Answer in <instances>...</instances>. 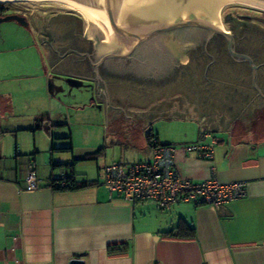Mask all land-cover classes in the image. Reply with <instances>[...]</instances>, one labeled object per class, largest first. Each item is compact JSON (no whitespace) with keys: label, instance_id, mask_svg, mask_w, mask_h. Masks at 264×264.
<instances>
[{"label":"crops","instance_id":"crops-1","mask_svg":"<svg viewBox=\"0 0 264 264\" xmlns=\"http://www.w3.org/2000/svg\"><path fill=\"white\" fill-rule=\"evenodd\" d=\"M171 117L173 132L163 137L149 121L145 129L150 127L160 142L177 146L196 142L203 129L217 140L211 160L177 149L179 174L196 182H243V198L218 209L178 203L159 210L151 202L132 204L110 194L100 178L104 163L96 172L77 171V162L93 149L85 146L76 153L71 135L66 146L57 147L49 134V161L40 158L35 141L27 149L15 142L9 153L0 146V264H69L73 258L84 264H264V129L259 127L264 121L258 118L249 130L243 118L234 116L225 128L183 111ZM145 129L137 139L120 136L143 151L142 160L151 157ZM67 147L72 150L60 152L71 156L58 160L52 148ZM70 163L72 167L60 166ZM30 168L37 174L38 190H25ZM69 171L77 181L97 183L76 190L50 187L51 180ZM178 226L192 227L194 234H164ZM120 244L126 250L109 253L108 246Z\"/></svg>","mask_w":264,"mask_h":264},{"label":"rangeland","instance_id":"rangeland-1","mask_svg":"<svg viewBox=\"0 0 264 264\" xmlns=\"http://www.w3.org/2000/svg\"><path fill=\"white\" fill-rule=\"evenodd\" d=\"M0 4L7 11L23 14L29 24L25 28L15 21L0 23V146L3 153L13 150L15 142L20 149H27L35 141L40 158L49 161V134L54 135L57 147L66 146L67 137L71 135L76 153L85 146L91 147L93 151L104 147L103 153L96 160L77 162V171L90 173L97 171L98 164L144 159L143 151L137 146H130V139H137L148 121L153 131L163 137L174 127L170 119L178 111L201 117L215 125L224 123V128L227 119L231 122L233 116L243 118L245 127L250 129L258 118L264 121V107L230 104L226 98L228 93L222 90L221 84L214 85V88L210 86L212 92H209L203 87L204 80L193 73L185 78L171 76L170 82L166 81L160 87H142L137 82L138 85H125L119 92L115 90L110 106L124 110L125 116L131 117L139 112L150 115L164 113L145 121H135L132 117L131 120L125 119L120 109L109 107L106 92L103 97L100 95L105 102L104 109L86 79L77 80L50 69L45 47L41 43V40L47 38L46 33L57 38L73 33L86 38L95 37V28L80 14L57 1H14ZM201 13L205 21L226 31L238 20L249 25L254 24V16L264 20V10L242 3L225 4L216 11L202 8ZM195 46L191 42L186 48ZM180 52L175 51L174 58L186 63L187 58L178 57ZM149 63L148 67L142 69L144 75H147V70L160 68L162 64L153 60ZM221 80L227 78L222 77ZM229 105L233 106L232 109H228ZM37 125H41V128L33 130ZM259 127L264 129L262 125ZM124 134L130 139L120 137ZM54 156L64 160L71 155L56 151Z\"/></svg>","mask_w":264,"mask_h":264},{"label":"flooded vegetation","instance_id":"flooded-vegetation-1","mask_svg":"<svg viewBox=\"0 0 264 264\" xmlns=\"http://www.w3.org/2000/svg\"><path fill=\"white\" fill-rule=\"evenodd\" d=\"M7 14L15 13L4 7L2 16ZM18 15L24 16L21 13ZM254 18V24L238 20L226 32L232 37L231 50L249 57L255 69L247 60L230 53L226 37L200 28L182 29L183 32L178 36L180 40L192 41L196 45L191 49L184 48L179 53L178 57L187 58L186 63L179 62L178 58L166 51L164 40L167 36L141 44L126 57L119 56V50L99 55L94 40L78 33L58 38L46 33L47 38L41 40V43L45 47L50 69L77 80L86 79L101 104L105 103L101 99L104 92L108 93L109 99L106 102L111 105L115 90L119 92L125 85L138 82L142 87H160L166 81L170 82L171 76L185 78L193 73L204 80L203 87L209 92H212L214 85L221 84L222 90L228 93L226 98L230 104L259 108L264 107V20L260 16ZM28 27L29 24L25 28ZM97 39L98 45L105 42L103 35ZM155 56L163 61L160 68L147 70V75H144L142 69L148 67ZM222 77L227 80L222 81ZM231 108L229 105L228 109ZM146 113L139 112L132 116V120L145 121L164 115L162 112L154 115Z\"/></svg>","mask_w":264,"mask_h":264},{"label":"built area","instance_id":"built-area-1","mask_svg":"<svg viewBox=\"0 0 264 264\" xmlns=\"http://www.w3.org/2000/svg\"><path fill=\"white\" fill-rule=\"evenodd\" d=\"M216 143L213 134L204 129L196 142L178 146L161 143L153 138L149 159L104 165L101 168V183L110 194L115 193L132 204L151 202L159 210H168L174 204L193 203L218 209L243 198L244 183H220L216 178L196 182L182 177L175 168L174 160L177 149L194 153L200 159L211 160ZM39 188L37 174L30 168L25 190Z\"/></svg>","mask_w":264,"mask_h":264},{"label":"water","instance_id":"water-1","mask_svg":"<svg viewBox=\"0 0 264 264\" xmlns=\"http://www.w3.org/2000/svg\"><path fill=\"white\" fill-rule=\"evenodd\" d=\"M24 0H0L8 3ZM82 5L97 9L91 16L98 22L95 27L96 35L93 38L97 54L120 51L119 56H129L141 44L155 41L167 36L164 40L165 49L174 56L175 51H182L192 41L180 40L178 36L182 29L200 28L211 34H218L228 39L231 54L241 57L255 69L251 59L236 54L231 50V35L226 30L203 19L202 8L206 4L214 5L218 0H73ZM264 7V0H246ZM15 21L23 27L28 26L24 16L7 14L0 16V23ZM180 30V31H179ZM186 31V30H185ZM188 31V30H187ZM102 33V34H101ZM103 35L104 43L98 45V37ZM113 54V53H111ZM153 61L163 62L155 56ZM107 101H108V95ZM109 105V103H108ZM111 108L120 109L119 107ZM124 113V110L120 109ZM125 116V113H124ZM112 117H115L114 115ZM121 117V116H120ZM132 117V116H131ZM131 117L125 116L126 118ZM122 118V117H121ZM122 123V121H121ZM134 126V124L132 125ZM130 126V127H132ZM138 126V125H137ZM140 127V126H139ZM141 130V129H140ZM69 264H84L79 258H73Z\"/></svg>","mask_w":264,"mask_h":264},{"label":"trees","instance_id":"trees-1","mask_svg":"<svg viewBox=\"0 0 264 264\" xmlns=\"http://www.w3.org/2000/svg\"><path fill=\"white\" fill-rule=\"evenodd\" d=\"M4 12V6L0 4V16L3 15ZM41 128V125H37L33 130ZM1 135V132H0ZM144 137L146 140L147 145L149 147L151 146V141L153 138H157V136L153 133L152 129L149 127L145 129L144 131ZM158 139V138H157ZM162 143V142H161ZM167 144V143H165ZM52 150L56 151H63V150H68L71 151V147L67 148H52ZM104 147H100L93 151L92 153L87 154L84 157V160H96L102 153H103ZM62 165H67L68 167H72L73 163L70 164H60ZM62 177V178H60ZM57 179L51 180L50 187L54 190H76V189H81V188H86L88 186L95 185L97 182L96 181H89V180H80L77 181L74 177V174L72 171H69L68 173L60 176ZM165 235L172 237V236H180V235H188L192 236L194 234V228L190 227H184V226H178L168 232L164 233ZM127 245L126 244H120V245H110L108 246V251L109 253H117V252H123L126 250Z\"/></svg>","mask_w":264,"mask_h":264},{"label":"bare ground","instance_id":"bare-ground-1","mask_svg":"<svg viewBox=\"0 0 264 264\" xmlns=\"http://www.w3.org/2000/svg\"><path fill=\"white\" fill-rule=\"evenodd\" d=\"M24 1H57L59 3H62L66 6H68L70 9L76 11L78 14H80L92 27H97L98 22L91 16V13L97 12V9L91 8L89 6L82 5L78 2H75L73 0H24ZM231 3H242L246 4L251 7H256L258 9L264 10V7L246 0H218V2L214 5L206 4L203 6V9L207 11H216L220 7H222L225 4H231Z\"/></svg>","mask_w":264,"mask_h":264}]
</instances>
